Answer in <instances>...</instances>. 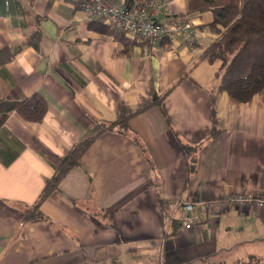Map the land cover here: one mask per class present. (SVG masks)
Returning <instances> with one entry per match:
<instances>
[{"label":"crops","instance_id":"obj_1","mask_svg":"<svg viewBox=\"0 0 264 264\" xmlns=\"http://www.w3.org/2000/svg\"><path fill=\"white\" fill-rule=\"evenodd\" d=\"M186 4L165 0L158 17L192 19V46L137 40L120 55L106 20L86 18L74 0H0V94L17 86L48 102L38 121L12 112L0 125V264L264 260V209L201 203L264 189V98L232 102L220 92L214 121L221 62L201 57L216 37L206 26L212 13L177 16ZM124 115L128 130L101 131L41 201L47 218L24 220L59 157ZM182 200L199 202L191 225Z\"/></svg>","mask_w":264,"mask_h":264},{"label":"trees","instance_id":"obj_2","mask_svg":"<svg viewBox=\"0 0 264 264\" xmlns=\"http://www.w3.org/2000/svg\"><path fill=\"white\" fill-rule=\"evenodd\" d=\"M186 10L180 15L191 16L196 13L210 11L212 19L206 24L216 37L203 50L201 57L208 61L220 60L219 70L215 73L214 90L211 94L212 115L214 121L216 98L218 93L225 92L232 102H249L254 95L264 98V0H186ZM176 16V17H177ZM99 17L96 21L103 23ZM106 30L117 40L116 50L120 55H129L132 45L139 40L128 32L114 28L105 21ZM104 26V24H102ZM102 28V27H101ZM151 42L140 40V43ZM3 49H0L2 54ZM9 57V56H8ZM6 57V58H8ZM1 62V61H0ZM161 97L138 108L139 111L151 103L160 105ZM48 102L39 93L23 94L17 86L9 88L0 94V125L12 113L17 112L26 120L42 119ZM128 115L113 122H102L99 129L75 142L62 156L55 166L53 174L46 180L45 185L35 204L25 210L24 220L38 217L47 218L40 210L41 201L53 190L58 188L61 179L74 166L80 163L84 152L96 136L105 129L128 130ZM213 126L209 135L216 133ZM184 150L198 148L199 144L181 143ZM161 206L166 204L157 192ZM96 214L109 221L111 212L98 209ZM175 232V231H173ZM259 260V259H258ZM254 259L235 258L222 264H264ZM258 261V262H257Z\"/></svg>","mask_w":264,"mask_h":264},{"label":"built area","instance_id":"obj_3","mask_svg":"<svg viewBox=\"0 0 264 264\" xmlns=\"http://www.w3.org/2000/svg\"><path fill=\"white\" fill-rule=\"evenodd\" d=\"M86 18H103L114 28L128 32L139 40L155 41L161 38H179L192 46L195 29L190 18L161 20L158 14L165 0H74ZM197 200L179 202L180 218L186 225L194 222V206ZM205 208H222L233 204L236 207L264 209V189L259 191L241 190L224 194L201 202Z\"/></svg>","mask_w":264,"mask_h":264},{"label":"rangeland","instance_id":"obj_4","mask_svg":"<svg viewBox=\"0 0 264 264\" xmlns=\"http://www.w3.org/2000/svg\"><path fill=\"white\" fill-rule=\"evenodd\" d=\"M251 259H252V258H251ZM258 259H259V258H257V259H254V260H258ZM258 261H260V262H261V261H263V260H262V259H259ZM258 261H257V262H258Z\"/></svg>","mask_w":264,"mask_h":264}]
</instances>
